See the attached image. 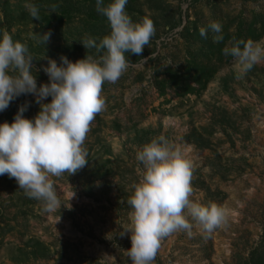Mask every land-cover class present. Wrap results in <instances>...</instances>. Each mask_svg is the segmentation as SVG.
I'll return each instance as SVG.
<instances>
[{
	"label": "rangeland",
	"instance_id": "rangeland-1",
	"mask_svg": "<svg viewBox=\"0 0 264 264\" xmlns=\"http://www.w3.org/2000/svg\"><path fill=\"white\" fill-rule=\"evenodd\" d=\"M23 3L0 0V35L29 48L38 86L49 82L42 70L48 58L59 64L62 55L73 62L96 56L79 40L98 41L110 33L107 18L100 24L91 19V11L97 12L91 0H32L47 15L60 14V6L74 10L72 20L47 27L31 16L20 19L29 14ZM127 5L133 22L150 19L155 34L141 56L125 54L129 66L117 82L102 85L106 107L86 135V166L51 178L64 206L44 213L14 179L0 176V264H130V233L123 226L129 223L132 185L143 175L136 153L161 135L192 162L190 199L220 205L228 218L207 236L195 221L191 236L171 233L152 264H244L264 243V61L241 76L233 60L213 59L219 70L201 94L180 97L168 84L162 95L159 82L168 67L184 69L188 50L199 51L201 27L215 21L235 32L241 18L250 21L264 11V0H129ZM184 26L191 31L182 35ZM45 32L51 35L44 45L39 37ZM25 104L26 118L40 110L33 95H21L0 112V122L11 123Z\"/></svg>",
	"mask_w": 264,
	"mask_h": 264
},
{
	"label": "clouds",
	"instance_id": "clouds-1",
	"mask_svg": "<svg viewBox=\"0 0 264 264\" xmlns=\"http://www.w3.org/2000/svg\"><path fill=\"white\" fill-rule=\"evenodd\" d=\"M127 3L95 0L96 11L107 18L110 33L98 41L91 37L79 41L85 49H95L97 55H85L74 62L62 55L59 64L48 58L42 70L49 82L39 86L29 48L8 34L0 35V112L21 95H33L40 105L31 119L24 116L25 104L11 123L0 122V176L14 179L26 197L40 202L44 213L64 206L51 178L74 174L88 162L83 145L95 117L106 107L102 85L117 82L129 66L125 54L141 56L155 34L150 19L133 22ZM23 7L32 19L39 20V9L32 0H24ZM50 12H55V5ZM208 31L214 34L213 43L224 40L221 23L213 21L207 28L201 27L200 36L207 38ZM50 35L40 34V42L45 45ZM222 54L232 57L236 71L243 76L264 61V43L236 41L225 46ZM48 97L50 102H44ZM136 160L143 165V175L132 185L127 199L129 223L123 226L124 232L130 233L131 245L126 249L130 264H152L162 239L177 231L192 235L191 221L206 236L227 223L224 207L190 199L192 162L164 136L144 144Z\"/></svg>",
	"mask_w": 264,
	"mask_h": 264
},
{
	"label": "trees",
	"instance_id": "trees-1",
	"mask_svg": "<svg viewBox=\"0 0 264 264\" xmlns=\"http://www.w3.org/2000/svg\"><path fill=\"white\" fill-rule=\"evenodd\" d=\"M43 2L45 0H39ZM92 4H95V0H91ZM244 1H255V0H244ZM109 0H105L107 4ZM129 3V0H128ZM127 3V4H128ZM126 10L129 11L130 7L125 6ZM62 12L60 14L47 15L46 13L39 10V20L38 21L43 27L51 26L54 23H62L64 20H72L74 15V10L66 6H60ZM91 19L94 20V24L104 23L106 17L91 11L89 14ZM30 15L26 12L20 16V19L28 20ZM191 28L189 26H184L182 30V35L189 33ZM224 40L220 43H213V35L207 34V38L200 37L198 39L201 43V47L198 52L188 50V57L186 59V64L183 70L174 69L168 67L165 70V77L159 82L162 85L161 94L165 95V88L168 84L173 87L175 94L180 97H185L189 94H201L207 89V86L211 81L216 78V74L219 70L220 65L212 62L213 59L223 63L231 62L232 57H226L222 54V49L226 46L229 40L232 43L236 41H260L264 36V11L254 13V17L250 21H245L242 18L239 20L235 32H229L228 28L222 29ZM196 41H187V44H196ZM158 75H156V78ZM158 79V78H157ZM264 242V241H263ZM244 264H264V243L253 248L249 257L246 259Z\"/></svg>",
	"mask_w": 264,
	"mask_h": 264
}]
</instances>
